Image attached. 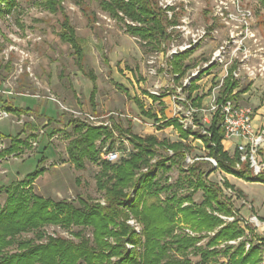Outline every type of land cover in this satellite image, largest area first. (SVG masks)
I'll use <instances>...</instances> for the list:
<instances>
[{
    "label": "rangeland",
    "instance_id": "1",
    "mask_svg": "<svg viewBox=\"0 0 264 264\" xmlns=\"http://www.w3.org/2000/svg\"><path fill=\"white\" fill-rule=\"evenodd\" d=\"M212 1L193 0L192 27L209 25ZM242 3L252 11L254 29L260 46L263 48L262 55L264 57V4L259 0H242ZM14 4L13 10L6 14L4 5L0 3L2 12L0 15V110H2L3 104L11 106L19 104L22 109L33 110V112L14 117L9 114L8 119L0 121V153L10 145V140L5 137L7 135L12 137L19 133L20 139L25 140L28 144L23 155L3 164V173H0V187L14 185L33 172L36 162L41 158L40 152L45 148L42 154L45 159L41 164L45 171L33 182L31 186L33 194L54 202L62 200L71 202L75 206H77L78 198L91 200L93 204L104 205L103 193L96 188L95 177L99 172L98 164L85 159L82 162L83 168L77 169L68 158L66 151L73 138L72 121L78 120L90 125V122L85 121V115L89 114L98 117L101 122L113 121L114 124H119L123 131L129 124L131 133L140 137L157 132V127H149L136 121L144 122L140 118L142 115L134 101L137 99L142 103L144 110L150 109L153 112H159L163 108V105L152 102L144 95V92L152 91L155 81L149 78L146 72L147 60L151 55L150 49L141 45L136 38L128 35L122 23L103 12L99 8L97 0H62L60 7L80 40L85 54V65L96 76L95 83L92 85L76 70L69 46L61 43L58 38L60 14L47 12L40 4V0H14ZM219 37L198 46L191 56L187 58L182 56L178 60L190 67L202 65L210 59L212 51L220 44V41L224 40L221 29H219ZM251 54L256 57L250 58V65L256 67L257 55L260 53L255 52L253 48ZM221 74L222 68L214 66L203 74L201 81L199 80L195 85L198 86V91L193 94V97L204 95L201 107L205 110L197 115V120L204 119L205 115L208 116L207 110L210 107L212 95L216 94L212 91L208 92V89L211 84L219 82ZM93 87H95V95L92 106L89 102V95ZM245 87H248V91L237 98L236 103L250 107L255 114H259L258 116L263 118L261 113L264 111V79L257 77L251 82L240 83L237 90ZM157 92L165 94L161 89ZM36 108L37 110H34ZM163 109L165 111L167 108ZM258 110L261 113H256ZM111 113L119 116L115 118L110 116ZM168 116L170 117V112ZM49 119L51 121H48ZM146 120L153 123L152 119ZM41 132H43L42 136H40ZM51 132L53 133L51 134ZM110 133L109 139L104 137V139L98 140L95 146L101 149L107 141L113 139L114 134ZM115 133L117 136L126 138L117 131ZM29 135L34 138L28 137ZM157 136L160 139L167 138L171 141H176L178 138L174 132L157 133ZM235 145L234 141L232 145L229 140L223 141V147L226 151H230V155L236 148ZM189 155L205 156L206 152L196 147ZM8 156L10 154H5L0 156V159H5ZM256 160L264 164V145L257 150ZM153 162L154 159L149 164ZM202 167L205 170L210 169L208 163H204ZM145 171L146 169L143 168L137 171L132 180H136L138 174ZM162 172L164 173L162 180L164 176H169L171 182L176 177H180L176 167L169 172ZM162 172L159 171L157 176H160ZM209 178L212 182L218 180L215 172ZM181 182L185 184L184 181L181 180ZM160 183L165 184V182ZM166 183L169 184L167 181ZM241 188L245 193V198L236 192L234 194L236 198L234 205L236 208H241L242 216L238 213L239 225L247 226L246 239H252L254 244L261 246L264 258V222L259 221L258 217H256L258 225L250 221V218L255 215L254 209L250 207L251 202L259 208V213L264 216V184L246 182ZM175 194L178 198L186 196L187 192H176ZM188 196H190L191 203L198 204L202 201L199 192L190 193ZM169 197V190L158 195L163 204H166L165 201L170 199ZM4 200L5 193L2 191L0 205L4 203ZM207 211L213 216H215L214 213H217L209 209ZM172 212L175 215L169 236L184 235L183 229H188L196 235L195 237H201L196 243L197 248L204 247L213 237L209 234L222 229L224 225L221 224L208 232L197 231L183 221L182 214L176 213V210ZM129 216L126 224L131 230L140 231L141 225L131 215ZM77 230L72 227L69 231H65L53 226H47L45 229L52 238L60 237L74 242L76 240L71 234ZM82 230L84 236L92 241L90 229L83 228ZM31 237V233L22 235V238ZM255 237H262L263 243ZM106 241L111 246L114 244L113 239L107 238ZM227 242L220 241L215 248L217 250L224 249L228 246ZM124 249L131 250V245L125 243L122 252ZM191 252L188 256L191 264H199V255ZM170 254L175 256V259L178 257L172 249ZM117 260H119L117 256L110 258L111 262ZM226 260V257L218 256L215 262L207 264H222Z\"/></svg>",
    "mask_w": 264,
    "mask_h": 264
},
{
    "label": "trees",
    "instance_id": "2",
    "mask_svg": "<svg viewBox=\"0 0 264 264\" xmlns=\"http://www.w3.org/2000/svg\"><path fill=\"white\" fill-rule=\"evenodd\" d=\"M61 1L40 0V4L50 14H60L58 38L61 43L69 46L76 70L94 85L96 76L85 65L83 47L75 34L74 27L60 7ZM259 1L264 4V0ZM0 3L4 5L6 14H9L15 5L14 0H0ZM97 3L103 12L123 24L128 35L152 47L157 40L166 39L165 28L168 23L156 0H97ZM125 19L136 25L126 24ZM188 55L189 53L183 57ZM186 69L187 66L181 67L179 60L173 64L174 72L182 74ZM236 87L229 78H225L221 86V98L236 100L248 90V87H245L231 95ZM194 88L193 86L191 90ZM94 95L95 87L89 95L91 104ZM144 95H147V92H144ZM203 97L194 98L192 104L196 107L200 106ZM150 98L158 101L155 96ZM134 101L140 115L159 122L152 110H144L142 103L137 99ZM2 107L4 111L14 116L33 112L6 104ZM162 126L164 128L173 126L178 132V141L158 139L154 135L139 137L131 133L129 124L125 131L119 124H113L114 130L128 139L132 151L126 159H121L117 164H110L98 159L100 147L95 146V143L104 137L109 139L111 131L104 126H92L73 120V138L66 151L68 158L77 169L83 168L82 162L85 159L98 164L96 188L103 193L104 205L78 198L75 206L71 202L63 200L54 202L33 194L31 192L33 182L45 171L41 165L45 159L42 155L44 148L40 152L41 158L36 162L33 172L14 185L0 187V196L2 191L5 193L4 203L0 205V264H191L188 258L191 251L199 255V264L215 262L218 256L226 257L224 264H264L261 246L254 244L252 239H246L247 226L241 227L238 224L240 222L238 216L233 223L226 224L218 230L202 248L196 247L201 237L169 236L175 215L173 210L182 214L183 221L191 228L207 232L222 224L221 220L208 213L207 209L226 216L238 215V210L222 195L220 188L206 181L212 169H203L204 162H196L187 170L183 169V161L192 151L186 143L190 136L201 140L206 156L213 158L217 168L225 174L244 181L264 184V170L259 176L253 177L248 161L240 163L239 169L235 168L239 163V153L235 149L230 156L224 150L223 128L219 113L212 116L207 134L204 136L183 131L175 119L163 121ZM19 136V133L12 137L5 136L10 140V145L0 153V156L23 154L28 144ZM28 137L34 138L31 135ZM167 151H171L173 155L168 157ZM153 159L154 162L149 164ZM174 167L177 168L180 177L176 178L174 184H167L166 176L162 180L164 174L162 171L169 172ZM142 168L146 171L139 173L133 181L135 173ZM159 171L162 173L157 176ZM224 185L230 187L227 182H224ZM185 187L192 189L193 194L200 191L202 201L198 204L191 203L188 196L190 193L176 198L175 193ZM167 190L170 199L164 200L166 204H163L158 195ZM236 194L241 196L240 192ZM129 215L141 225L139 232L131 230L126 224ZM259 221L264 222V219ZM47 226L58 227L65 231H69L72 227L77 228V232L71 234L76 242L60 237L52 238L45 231ZM83 228L90 229L92 241L84 236ZM28 233L32 234L31 238H22V235ZM107 238L113 239L112 246L107 243ZM236 239L239 240L236 247L226 246L221 250L215 248L220 241ZM255 239L263 243L262 237ZM125 243L131 245V250L124 249L122 252ZM246 244L249 245L248 249L245 248ZM171 249L176 252L178 256L176 259L175 256H171ZM112 256H117L119 260L111 262Z\"/></svg>",
    "mask_w": 264,
    "mask_h": 264
},
{
    "label": "built area",
    "instance_id": "3",
    "mask_svg": "<svg viewBox=\"0 0 264 264\" xmlns=\"http://www.w3.org/2000/svg\"><path fill=\"white\" fill-rule=\"evenodd\" d=\"M156 2L165 21L168 23L165 28L166 39L157 40L154 43V47H152L146 42L134 37L141 45L150 49L151 52L147 60L148 66L146 72L148 77L155 81L152 86V91L148 90L146 96L149 99H151L150 96H155L158 98V101L163 98H168L170 104L169 119L177 120V123L183 131H191L199 136L207 134L206 131L212 116L215 113H219L224 140L236 142L235 149L239 153V163L235 165V168L239 169L240 163L248 161L249 167L252 170V176H259L260 172L264 170V164L256 160V153L264 145V123L255 129L253 126L255 112L248 106L236 103V100L226 97L221 98L220 93L222 82L225 78H229L237 86L245 81L251 82L257 77L264 79L263 48L260 46V41L254 29L252 11L243 5L242 0H213L209 12V25L206 27H192L193 0H156ZM119 16L122 17V14L119 13ZM125 23L132 26L136 25L126 19ZM219 29L223 31L224 40H221L220 44L212 51L209 60L200 66L186 69L182 74L173 71V64L175 61H178L179 57L187 53H189L187 56L189 57L201 44L208 40L220 38ZM253 48L255 52L260 53L257 55L258 63L256 67L250 65V58L256 57L251 54ZM214 66L222 68V76L219 82H215L214 85L211 84L208 89V92L212 91L216 93L212 95L213 98L207 110L208 116L205 115L204 119L197 120V115L205 112V110L201 107V104L198 107L192 104V100L197 97V95L193 97L197 89H191L197 85L201 76ZM159 89L163 90L165 94H159L157 92ZM189 95L190 97L188 98ZM110 116L116 118L119 115L111 113ZM262 116L264 119V111ZM8 117L9 113L0 110V120ZM85 118V121L91 123L90 125L107 127L114 134V138L107 141L100 149V159L102 161L114 164L128 157L132 151V147L127 138H122L120 135L117 136L113 128V121H107V123L101 122L98 120V117L89 114H86ZM143 120L144 122L136 121L139 124H145L149 127H156L160 124L153 120V123L146 119ZM42 134L43 132H41L40 136ZM176 134L178 137V132ZM189 138L197 139L193 136ZM197 140L201 141L200 139ZM176 141H178V138ZM34 145L36 146V143ZM166 155L171 157L173 153L167 151ZM18 157L10 154L7 158L0 159V173H3L2 166L4 163L17 159ZM196 162H204L210 165L212 171L207 176L206 181L216 184L220 188L222 195L232 204L233 200H235V192L230 187H224L223 173L217 168L216 161L206 155H186L182 164L183 169L187 170L189 166ZM214 172L217 174L218 180L212 182L209 177ZM166 177L169 184H174L177 178L171 182V178L169 176ZM178 192H187L188 194L192 192V189L185 187V189H180ZM197 192L201 194L200 191ZM183 205H186V203ZM214 215L221 220L222 225L233 223L237 219L236 214L223 216L220 213H214ZM250 221L258 225V220L255 216H252ZM183 231L187 237L196 236L188 229H183ZM215 233L209 235L214 236ZM238 241V239L228 241L226 245L231 247L236 246ZM248 247L249 245L246 244L245 248L248 249Z\"/></svg>",
    "mask_w": 264,
    "mask_h": 264
},
{
    "label": "crops",
    "instance_id": "4",
    "mask_svg": "<svg viewBox=\"0 0 264 264\" xmlns=\"http://www.w3.org/2000/svg\"><path fill=\"white\" fill-rule=\"evenodd\" d=\"M180 65H181V67L182 68H184V67H186L187 66V68H190V66L189 65H186V64H183V62L181 61L180 62ZM237 86V85H236ZM238 87V86H237ZM237 87L232 91V93H236L237 91H239V90H237ZM195 89H197V87L195 86ZM198 91V90H197ZM248 91V90H247ZM246 91V92H247ZM245 92V93H246ZM244 93V94H245ZM243 95V94H242ZM241 95V96H242ZM21 96H23V95H21ZM146 96V95H145ZM200 96H204V95H202V94H200L199 96H197V98L198 97H200ZM203 99H204V97H203ZM202 99V100H203ZM151 100V99H150ZM202 100H201V102H200V104L202 103ZM17 101V100H16ZM152 102H156V103H158V104H161V105H163V108H167L165 111H163L164 109L163 108H161V110L159 111V112H155L154 111V113L156 114V117L159 119V125L158 126H156L157 127V132L155 131V133L154 134H150V135H154V136H156L158 139H160L158 136H157V133H171V132H174V133H177V130L173 127V126H169V127H166V128H164L163 126H162V122L163 121H165V119H169V116L167 117V115H168V113L170 112V104H169V100H168V98H163L162 100H159V101H153V100H151ZM18 106H14L13 105V107H15V108H21L20 107V105L19 104H17ZM163 109V110H162ZM3 110V109H2ZM256 113H261L260 112V110H258ZM261 114H263V112L261 113ZM259 115V114H258ZM257 114L255 115V118H254V121H253V126H254V128H259L260 126H262L263 125V123H264V119L263 118H261L260 116H258ZM10 116V115H9ZM13 117H14V115H13ZM9 118V117H8ZM8 118H6V119H8ZM141 119H147V118H145L144 116H141L140 117ZM1 121V120H0ZM116 125H118V124H116ZM140 137V136H139ZM163 139V138H162ZM167 139V138H166ZM171 141V140H170ZM224 141V140H223ZM173 142V141H172ZM235 142V141H234ZM186 143H188L189 144V146L191 147V149H192V151L196 148V147H199L200 149H202V150H204V147H203V145H202V142L201 141H199V140H197V139H190V138H188L187 139V141H186ZM223 143V142H222ZM232 143L233 142H231V145H232ZM200 146H199V145ZM225 150V149H224ZM205 151V150H204ZM226 151V150H225ZM234 151H235V149H234ZM234 151H233V153H234ZM227 153H228V155H230L229 154V152L228 151H226ZM191 153V152H190ZM233 153H232V155H233ZM232 155H230V156H232ZM99 158H100V154H99ZM223 173V172H222ZM223 179H224V182H227L229 185H230V188H232V190L234 191V192H240L241 193V195H243V197L245 198V193H244V191H243V189L241 188V186H244L245 184H246V182H248V181H244V180H242V179H238V178H236V177H234L233 175H229V174H225V173H223ZM224 184V183H223ZM224 187H226L225 185H224ZM234 201H236V198H235V200H233V202H232V204H233V206L236 208V206L234 205ZM244 205V204H243ZM250 207H252L253 209H254V212H255V217H258L259 219L260 218H262V219H264V216L263 215H261L260 213H259V208L257 207V206H255L254 204H253V202H251L250 203ZM249 207V208H250ZM237 210H238V213H239V215H241V208L240 207H238V208H236ZM238 216V215H237ZM242 216V215H241Z\"/></svg>",
    "mask_w": 264,
    "mask_h": 264
}]
</instances>
